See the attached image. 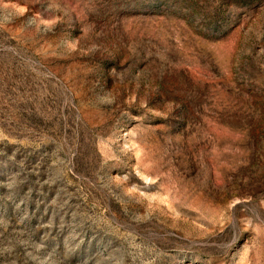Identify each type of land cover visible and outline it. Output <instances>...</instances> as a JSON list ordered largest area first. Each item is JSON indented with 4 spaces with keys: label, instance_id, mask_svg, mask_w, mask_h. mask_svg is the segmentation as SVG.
I'll return each mask as SVG.
<instances>
[{
    "label": "rangeland",
    "instance_id": "obj_1",
    "mask_svg": "<svg viewBox=\"0 0 264 264\" xmlns=\"http://www.w3.org/2000/svg\"><path fill=\"white\" fill-rule=\"evenodd\" d=\"M0 264H264V0H0Z\"/></svg>",
    "mask_w": 264,
    "mask_h": 264
}]
</instances>
